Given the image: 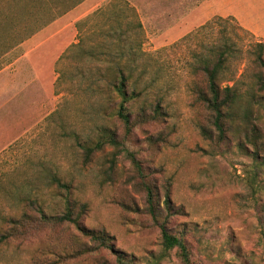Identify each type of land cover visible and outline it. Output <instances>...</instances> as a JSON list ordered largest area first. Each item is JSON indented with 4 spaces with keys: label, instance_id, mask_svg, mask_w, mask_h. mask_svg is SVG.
Wrapping results in <instances>:
<instances>
[{
    "label": "rangeland",
    "instance_id": "rangeland-1",
    "mask_svg": "<svg viewBox=\"0 0 264 264\" xmlns=\"http://www.w3.org/2000/svg\"><path fill=\"white\" fill-rule=\"evenodd\" d=\"M108 1H87L51 30H64L65 40L77 44V22H84ZM126 1L140 15L145 34L142 49L152 55L151 66L160 72L162 81L156 86L162 89L169 112L166 122L135 130L127 147L153 173L160 205L169 186L171 202L180 214L172 217L168 229L190 232L188 241L199 264H264V228L259 220L264 219V182L261 186L250 184V160L235 147L222 154L202 136L199 125L206 123V113L191 106L192 97L186 88L185 58L190 42L181 44V51L174 46L203 23L189 18V8L177 5L181 0ZM191 11L202 13L203 7ZM157 51L160 54H155ZM70 65L60 64L68 75L75 73L76 64ZM42 68L47 77L44 92L30 97L41 109H25L13 103L5 104L0 112V215L16 212L21 200L28 197L39 198L48 212L60 213L64 188L52 183L57 177L71 184L73 197L89 206L85 226L107 231L115 248L133 258L135 264H155L162 253L161 232L145 213L146 196L136 187L129 154L107 147L84 163L82 145L91 136L98 116L93 109L85 115V103L63 91L64 85L59 86V93L55 84L51 89L46 66ZM58 68V64L53 67V83L59 76ZM155 92L156 87L150 96ZM18 99H25V95ZM92 107L97 108L95 104ZM58 109H64L59 119L53 115ZM118 133L123 135L121 127ZM75 236L73 229H67L44 233L23 246H1L0 264L115 263L109 253L77 254L81 245ZM84 245L93 247L87 240ZM66 255L74 256L62 263ZM174 262L172 253L159 264Z\"/></svg>",
    "mask_w": 264,
    "mask_h": 264
},
{
    "label": "trees",
    "instance_id": "trees-1",
    "mask_svg": "<svg viewBox=\"0 0 264 264\" xmlns=\"http://www.w3.org/2000/svg\"><path fill=\"white\" fill-rule=\"evenodd\" d=\"M84 1L5 0L15 10V16L5 12V24L11 26L12 19L18 18L15 28L19 25L24 35L32 36ZM77 28L79 41L60 58L55 87L59 93V86H66L63 91L85 103V115L93 109L98 116L91 136L82 145L84 163L91 162L96 153L107 147L116 149L118 154L128 153L138 182L136 187L146 196L145 213L161 232L162 253L155 264L170 258L172 253L176 258L174 264H199L188 241L190 232L168 229L172 217L180 214L171 202L169 186L165 187L160 205L161 195L153 173L127 147L135 130L164 123L169 115L162 89L156 86L162 81L160 72L151 66L152 55L142 49L145 34L138 11L126 0H110L84 22L80 21ZM201 36L205 38L200 39ZM184 42H190L185 66L191 106L201 107L206 113V123L199 125L202 136L222 154L235 147L250 160V184L263 185L264 41H256L233 17H214L176 42V50L181 51ZM63 62L75 63V73L68 75L60 66ZM155 87L151 97L150 90ZM63 111L58 109L54 117L59 119ZM118 127L123 129L121 137ZM71 134L77 137L76 133ZM52 183L64 188L63 210L50 213L39 198L22 199L19 210L0 215V247L13 243L23 246L44 233L73 229L81 245L76 252L80 256L109 253L114 264H135L133 258L115 248L107 231L92 230L83 224L89 206L73 197L71 184L57 177H53ZM259 220L264 228V219ZM86 240L93 247L84 245ZM73 256H64L62 263Z\"/></svg>",
    "mask_w": 264,
    "mask_h": 264
},
{
    "label": "crops",
    "instance_id": "crops-1",
    "mask_svg": "<svg viewBox=\"0 0 264 264\" xmlns=\"http://www.w3.org/2000/svg\"><path fill=\"white\" fill-rule=\"evenodd\" d=\"M87 1L89 0H85L75 9L32 36H27L22 33L19 25V28H15V22H19L18 18H13L11 26H6L5 12H10L15 16V10L7 6L5 0H0V112L4 111L5 104L11 106L13 103L25 109L40 108L38 102L32 101L30 97L41 96L44 92L47 77L42 67L46 66L48 82L53 89L52 86L57 80L56 78L55 83L51 82L53 67L73 45L65 40L64 30L54 33L51 29L55 24L61 23L63 19L77 11L79 7L85 5ZM177 5L188 7L189 18H197L203 25L214 17H233L242 28L255 37L264 39V0H181ZM197 6L203 7L202 13L195 14L191 11ZM88 14L86 13L77 21ZM77 24V34L80 35ZM21 94L25 95V99H18ZM0 119H2L1 115Z\"/></svg>",
    "mask_w": 264,
    "mask_h": 264
}]
</instances>
